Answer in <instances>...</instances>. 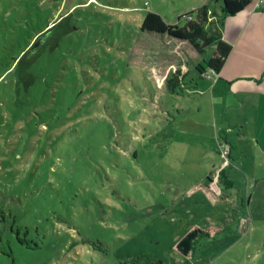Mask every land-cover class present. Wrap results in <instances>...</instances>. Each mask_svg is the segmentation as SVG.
Here are the masks:
<instances>
[{"label":"rangeland","instance_id":"obj_1","mask_svg":"<svg viewBox=\"0 0 264 264\" xmlns=\"http://www.w3.org/2000/svg\"><path fill=\"white\" fill-rule=\"evenodd\" d=\"M204 4L221 14L218 0H0V264H173L191 225L182 264H264V179L235 174L236 210L210 209L192 196L197 139L176 128L213 47L140 30L147 12L183 26Z\"/></svg>","mask_w":264,"mask_h":264},{"label":"crops","instance_id":"obj_2","mask_svg":"<svg viewBox=\"0 0 264 264\" xmlns=\"http://www.w3.org/2000/svg\"><path fill=\"white\" fill-rule=\"evenodd\" d=\"M200 7H205L207 12L204 26L221 35L230 52L217 73L196 63V68L204 75L200 77L195 72L197 79L191 84V90L184 93L191 95L188 99L193 100L189 105H182L176 128L181 136L193 135L199 144L196 159L205 172V180L199 182L198 191L192 196L208 198L210 209L229 213L238 206V203L231 206L238 198L230 201L234 194L231 180L235 174L264 179V2L256 5L253 0L231 17L209 10L206 4ZM186 109L192 113H185ZM221 145L227 147L232 164L229 158L222 157ZM240 154L244 156L239 157ZM237 161H240L239 170ZM222 182H225V188L218 187ZM242 205L243 200L239 206ZM213 215L215 225L221 224L218 214ZM246 225L245 218L241 217L236 230ZM195 228L199 227L191 225L185 234ZM191 253L178 254L173 264H182L185 258L192 256Z\"/></svg>","mask_w":264,"mask_h":264},{"label":"trees","instance_id":"obj_3","mask_svg":"<svg viewBox=\"0 0 264 264\" xmlns=\"http://www.w3.org/2000/svg\"><path fill=\"white\" fill-rule=\"evenodd\" d=\"M220 2L221 12L224 17L235 16L243 9L248 7L253 0H218ZM192 16V20H187ZM185 18V25L167 23L161 15L154 12H147L144 16L140 30L147 33L166 35L171 41L180 42L189 45L198 54L202 53L205 48L213 47L212 56L206 61V66L214 73L219 72L225 58L230 52V47L222 40L221 35L217 32L204 30V24L207 22V12L205 7L196 8L186 14L179 16L178 20ZM196 73L202 77L204 72L196 68ZM184 75L179 70L167 76L164 80V87L167 93L176 94L182 91V80ZM202 230L195 228L187 232L180 238L176 247L184 256L191 253L194 244L199 238ZM20 241V240H19ZM144 264H160V262H145Z\"/></svg>","mask_w":264,"mask_h":264},{"label":"built area","instance_id":"obj_4","mask_svg":"<svg viewBox=\"0 0 264 264\" xmlns=\"http://www.w3.org/2000/svg\"><path fill=\"white\" fill-rule=\"evenodd\" d=\"M260 2L262 3V2H264V0H256V5H258ZM192 19H193L192 16H188L187 17V20H192ZM220 153H221V155H222V157L224 159H226V160L228 159L229 151H228L227 147H225L224 145H221V147H220Z\"/></svg>","mask_w":264,"mask_h":264}]
</instances>
